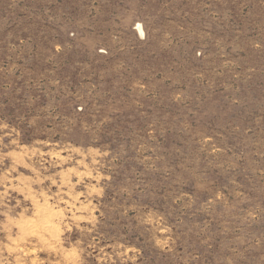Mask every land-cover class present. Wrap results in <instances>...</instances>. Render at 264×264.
<instances>
[{"label": "rangeland", "instance_id": "1", "mask_svg": "<svg viewBox=\"0 0 264 264\" xmlns=\"http://www.w3.org/2000/svg\"><path fill=\"white\" fill-rule=\"evenodd\" d=\"M0 264H264V0H0Z\"/></svg>", "mask_w": 264, "mask_h": 264}]
</instances>
